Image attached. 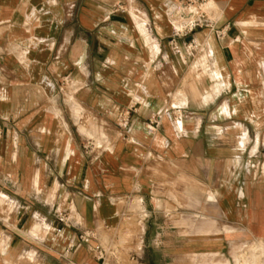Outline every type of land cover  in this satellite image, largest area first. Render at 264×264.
Instances as JSON below:
<instances>
[{
	"label": "crops",
	"instance_id": "0c3cea01",
	"mask_svg": "<svg viewBox=\"0 0 264 264\" xmlns=\"http://www.w3.org/2000/svg\"><path fill=\"white\" fill-rule=\"evenodd\" d=\"M205 8L187 32L176 0H0V264H100L83 228L166 257L264 241V0Z\"/></svg>",
	"mask_w": 264,
	"mask_h": 264
},
{
	"label": "rangeland",
	"instance_id": "374dc122",
	"mask_svg": "<svg viewBox=\"0 0 264 264\" xmlns=\"http://www.w3.org/2000/svg\"><path fill=\"white\" fill-rule=\"evenodd\" d=\"M118 254L109 264H135L132 256L138 254L143 264H264L263 240H237L228 243L224 252H201L193 255L166 257L163 243L116 241ZM136 258V257H135Z\"/></svg>",
	"mask_w": 264,
	"mask_h": 264
},
{
	"label": "built area",
	"instance_id": "2783aa9c",
	"mask_svg": "<svg viewBox=\"0 0 264 264\" xmlns=\"http://www.w3.org/2000/svg\"><path fill=\"white\" fill-rule=\"evenodd\" d=\"M180 5H182L187 12L189 13V19L186 24V31L191 32L194 31L198 27L207 26L208 15L206 12V4L210 0H176ZM122 9V7H120ZM185 31L178 29L176 31V36L184 35ZM220 35H223L221 32ZM172 48L175 54L182 55L183 51L186 49L195 50L198 44L192 40L186 45H182L176 40L175 38L172 39ZM129 110L122 113L120 115V121L122 126L127 127L128 125V115ZM158 126V121L155 119L154 121H150L146 124L150 130H156ZM94 148L91 146L89 147V151H93ZM54 217L59 219L65 226H71L70 219L68 216V212L66 210H59L56 209L54 212ZM78 242L86 245L89 250L96 256V258L100 261V264H109V259L113 256L118 254V248L112 243L103 244L99 238L98 233L94 229L90 228H83L77 234ZM70 251V247H67L65 253L68 254ZM136 257V258H135ZM135 264H143L140 259L139 255L136 254L132 256Z\"/></svg>",
	"mask_w": 264,
	"mask_h": 264
},
{
	"label": "trees",
	"instance_id": "16d2710c",
	"mask_svg": "<svg viewBox=\"0 0 264 264\" xmlns=\"http://www.w3.org/2000/svg\"><path fill=\"white\" fill-rule=\"evenodd\" d=\"M148 264H151L150 260L148 261Z\"/></svg>",
	"mask_w": 264,
	"mask_h": 264
}]
</instances>
